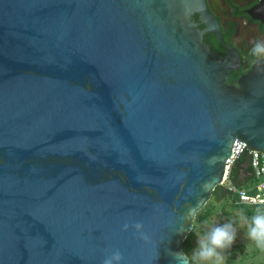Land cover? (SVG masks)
Here are the masks:
<instances>
[{"label": "water", "instance_id": "obj_1", "mask_svg": "<svg viewBox=\"0 0 264 264\" xmlns=\"http://www.w3.org/2000/svg\"><path fill=\"white\" fill-rule=\"evenodd\" d=\"M206 32L208 0H0V264H180L236 139L264 152V61L229 83Z\"/></svg>", "mask_w": 264, "mask_h": 264}, {"label": "clouds", "instance_id": "obj_2", "mask_svg": "<svg viewBox=\"0 0 264 264\" xmlns=\"http://www.w3.org/2000/svg\"><path fill=\"white\" fill-rule=\"evenodd\" d=\"M250 55L257 61H264V39L254 40L250 48ZM247 200V197H244ZM264 205V201H259ZM238 225L246 229L245 237L254 244V246L264 251V207H257L255 214L250 218L240 211L237 214ZM129 224L123 226V230L129 229ZM137 233H141V239L149 242V237L143 234L144 225L135 223L132 225ZM237 237V228L232 222L210 225L208 230L197 236L196 247L191 254L179 253L176 259L180 264H225L224 250L229 249L235 243ZM123 255L119 250L112 251L106 255L103 264H121Z\"/></svg>", "mask_w": 264, "mask_h": 264}, {"label": "flooded vegetation", "instance_id": "obj_3", "mask_svg": "<svg viewBox=\"0 0 264 264\" xmlns=\"http://www.w3.org/2000/svg\"><path fill=\"white\" fill-rule=\"evenodd\" d=\"M261 5L262 0H208L210 11L220 23L224 42L211 32L204 34V42L217 56V53L222 54L219 57L225 56L229 45H232L242 60L240 69L234 71L240 73V76L248 72L257 61L250 55L252 42L264 39V7L263 10L258 9ZM253 9H257L256 14L262 18L254 17L251 13ZM193 18L199 20L197 14ZM198 27L204 29L205 25L200 23Z\"/></svg>", "mask_w": 264, "mask_h": 264}, {"label": "trees", "instance_id": "obj_4", "mask_svg": "<svg viewBox=\"0 0 264 264\" xmlns=\"http://www.w3.org/2000/svg\"><path fill=\"white\" fill-rule=\"evenodd\" d=\"M216 50V49H214ZM218 56L222 55L217 53ZM240 77V73L231 71L229 73L228 82H237ZM259 179L256 177L255 171L251 164V154L246 150L242 155H240L234 163L231 165L229 176L227 180L222 184L217 186L213 192L212 199L207 203V205L197 214L194 221V228L189 233L188 237L184 242V251L186 254H191L194 246V240L196 237V231L199 225L208 218H211L216 211V206L221 205L222 213L226 212V208L229 206L234 211H243L249 218L255 214V209L257 207H250L239 203L238 192L233 190L232 187H237L238 189H246L251 191L253 186L257 184ZM246 247L244 244H235L228 251V264H232L239 252L244 253ZM260 252H264L258 249Z\"/></svg>", "mask_w": 264, "mask_h": 264}, {"label": "rangeland", "instance_id": "obj_5", "mask_svg": "<svg viewBox=\"0 0 264 264\" xmlns=\"http://www.w3.org/2000/svg\"><path fill=\"white\" fill-rule=\"evenodd\" d=\"M222 204H218L216 206L215 209L216 213L213 216H211V218H208V220H206L205 222L199 225V228L196 231V237L194 240L193 249L196 247L198 234H202L206 232L210 225H219V224L232 222L234 224V227L237 228V237L233 245L244 244L246 247L244 253L239 252L237 254L235 261L232 264H264V252L258 251V249L254 246V244H252V242L245 237L246 229L240 228L238 225V217L236 214L239 211H234L228 206L226 208V212L222 213L221 210ZM229 249L224 250L223 253L225 256V264H228L227 260H228Z\"/></svg>", "mask_w": 264, "mask_h": 264}, {"label": "built area", "instance_id": "obj_6", "mask_svg": "<svg viewBox=\"0 0 264 264\" xmlns=\"http://www.w3.org/2000/svg\"><path fill=\"white\" fill-rule=\"evenodd\" d=\"M246 150L251 154V164L255 171L256 177L259 179L256 185L253 186L251 191L246 189H238L232 187L233 190L238 192L239 203L248 205L250 207H264L259 201H264V152L260 150H249L248 143L241 139H236L233 146V155L228 160V171L225 181L227 180L230 172L231 165L234 161L242 155ZM224 181V182H225ZM244 197L248 199L245 200Z\"/></svg>", "mask_w": 264, "mask_h": 264}]
</instances>
